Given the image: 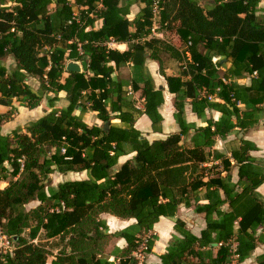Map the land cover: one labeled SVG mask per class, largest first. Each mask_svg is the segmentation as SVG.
Returning a JSON list of instances; mask_svg holds the SVG:
<instances>
[{
	"label": "trees",
	"instance_id": "trees-1",
	"mask_svg": "<svg viewBox=\"0 0 264 264\" xmlns=\"http://www.w3.org/2000/svg\"><path fill=\"white\" fill-rule=\"evenodd\" d=\"M8 1L13 4L5 7ZM153 1L142 0L138 17L130 21L121 0H81L86 22L69 25L76 11L71 0H0V59L11 53L17 63L11 73L0 64V104L19 98L34 108L51 92L56 95L49 100L53 105L61 91L69 101L25 132L8 136L1 130L14 112L0 114V181L9 180L0 188V228L14 244L12 251H0V264H47L52 253L44 241L56 238L64 245L51 264H139L134 252L144 238L146 255L153 251L154 225L161 217L174 219L176 234L157 264H241L259 243L264 245V199L257 191L264 184V165L251 155L256 146L242 138L230 156L215 149L218 138L253 126L264 110L261 0H208L209 7L195 0H161L158 22L165 39L150 37ZM86 11L102 19L100 27ZM110 40L127 42L129 49H109ZM148 50L155 59L160 50L167 51L181 63L180 75L166 77L176 95L180 130L152 142L136 129L135 116L147 115L153 129H160L163 89L149 75L143 85L133 83L144 100L139 109L128 84L112 77L122 63L142 65ZM70 60L82 61L88 74L67 72ZM30 76L40 82L36 91L26 81ZM246 76L249 85L237 81ZM188 99L198 116L213 109L220 119H208L201 127L188 123ZM89 110L97 112L101 125L86 123ZM185 137H190L189 145L183 143ZM129 152L136 154L117 168ZM209 162L213 164L207 166ZM233 167L238 168L236 182ZM55 169L87 170L89 178L67 180L47 191ZM33 201L38 205L27 210ZM181 206L203 215L199 235L177 216ZM104 213L137 222L115 234L127 246L114 260L104 252L111 237ZM42 232L44 240L35 242ZM142 264H148L146 259ZM255 264H264V252Z\"/></svg>",
	"mask_w": 264,
	"mask_h": 264
},
{
	"label": "crops",
	"instance_id": "crops-1",
	"mask_svg": "<svg viewBox=\"0 0 264 264\" xmlns=\"http://www.w3.org/2000/svg\"><path fill=\"white\" fill-rule=\"evenodd\" d=\"M199 4L203 5L204 0H195ZM75 10H79L82 7L81 0H71ZM13 2L8 1L4 4L5 7L12 6ZM143 3L142 0H121L120 6L125 10L127 9L128 14L127 18L131 16L130 21H133L136 17H138L139 12L141 10ZM264 9V0H261L260 3V12L263 14ZM102 24V19L97 17L95 19L94 25L95 27H100ZM133 29V25L131 27ZM159 38H164V35L159 36ZM165 39V38H164ZM123 45V49L121 46ZM112 49L118 50L120 52H125L129 49V43L127 42H115V45L112 46ZM150 51L148 50L144 54V62L143 64L135 65L133 61H128L119 65L117 70L112 74L114 79H119L122 83L128 84V90L131 95L135 98L136 106L139 109H143L144 100L141 97L139 91H135L132 89V84L136 83L138 85H143L144 79L146 75H149L155 82L157 88H162L164 93V103L160 107V113L163 117V121L160 129L154 130L152 122L150 118L145 115H136L135 127L138 129L144 137H146L150 142L165 139L173 133L179 132L180 126L175 118V101L176 95L171 93L168 88L167 76H178L180 75V67L181 63L173 58L171 54L167 51L160 50L158 52L159 59H155L150 56ZM137 60L141 61L140 57H137ZM70 61H78L81 64L82 72H86V69L80 60H70ZM69 62V61H68ZM67 62V63H68ZM0 64L4 68H6L8 73H11L15 70L17 63L16 60L11 53H7L2 56L0 59ZM113 67H115V62H111ZM229 67V64L226 63L223 65L221 69V74ZM68 72V71H67ZM65 73L64 76H67L68 73ZM28 85L36 91L40 82L35 77H28L26 80ZM239 83H244L249 85L251 82V77L246 76L237 80ZM64 93L63 96L60 93ZM56 97L54 93H47L39 105L34 108H29L19 100V98H14L12 100L11 105H3L0 104V114H5L10 111H13V116L4 122L2 126V134L4 136L11 135L14 131H23L25 132L27 127H29L32 123L38 121L53 109H62L66 108L69 105V101L67 98V93L61 91L57 95V100L54 101L53 105L50 104V98ZM185 116L186 121L196 127L205 126L208 119L219 120L221 117V113L213 110L207 109L201 116H198L193 110L191 105V100L188 99L185 105ZM84 120L86 123L93 125H101L102 121L98 119L97 112L88 111L84 114ZM120 123L119 119H114L113 122ZM194 130L191 131V135ZM245 139L256 146L255 150L251 151V155L257 159L258 162L264 165V110L259 112L257 115V122L246 129L236 128L232 134H230L225 139L218 138L215 144V149L219 153L226 154L230 156L231 148L239 145L241 139ZM187 142L190 144V137H186ZM135 152H129L126 155H123L118 160L117 168H119L122 164H124L128 159H132L135 156ZM215 163H219L216 161ZM232 163L234 161L232 160ZM213 162H209L206 165L211 166ZM225 174V172L223 173ZM89 178V173L87 170L84 171H69V172H60L58 170H54L52 174H50L49 179L52 180V186L57 187L60 183L67 180H85ZM232 179L234 182L238 180V168L233 167L232 169ZM9 180L0 181L1 184H4L5 188L9 182ZM258 193L264 199V184L258 188ZM181 210H186L187 214H193L194 216H198L200 219V232L205 227V220L203 215L197 214L193 208H187L185 206H181L178 210L177 216L181 218L183 221H187L184 217L179 216V212ZM101 218L105 220L107 225L106 232L111 235L110 240L107 244L109 246L110 252H106L105 254L110 258V260H114L118 255L121 249L127 246V242L124 238L116 236L117 232H120L126 228L134 227L136 225L135 219H122L118 218L112 214L104 213L101 215ZM192 218V217H190ZM189 222V221H188ZM192 223H188V228L194 233L195 231L192 228ZM154 234L157 236V240L155 242L153 251L148 254L146 262L148 264H157L160 262L159 256L166 251L167 242L172 238L173 234H176L174 230V219L168 217H161L160 220L154 225ZM196 234V233H195ZM198 235V234H197ZM123 241V244H121ZM264 252V250H263ZM262 252V253H263ZM258 253V255L262 254ZM257 255V256H258ZM250 259V258H249ZM254 261L256 258L254 257ZM255 264V263H254Z\"/></svg>",
	"mask_w": 264,
	"mask_h": 264
},
{
	"label": "rangeland",
	"instance_id": "rangeland-1",
	"mask_svg": "<svg viewBox=\"0 0 264 264\" xmlns=\"http://www.w3.org/2000/svg\"><path fill=\"white\" fill-rule=\"evenodd\" d=\"M207 1L208 0H204V3H203V5H205L206 7H209V5L207 4ZM259 15H261V13H259ZM183 143H186V144H188V142H187V139H186V137L185 138H183ZM1 184V183H0ZM48 188H47V191H49V189H51V187H53L52 186V180H49V182H48ZM4 185V184H3ZM36 205H38V201H33V202H30L27 206H26V209L27 210H29V209H31L32 207H35ZM179 216H181V217H184L187 221H186V224H187V227H188V223H192L191 225H192V228L191 229H193L195 232L194 233H196V234H200V229H201V226H200V219H199V217L198 216H194L193 214H187V212H186V210H181L180 212H179ZM190 217H192V218H190ZM189 221V222H188ZM24 235H25V237H27L28 238V231H26L25 233H24ZM174 235V234H173ZM45 237V235H44V232H42L40 235H39V237L38 238H36L34 241L35 242H39L40 240L41 241H43L44 238ZM110 240V239H109ZM109 240H108V242H109ZM171 240V239H170ZM169 240V241H170ZM169 241L167 242V244L169 243ZM108 242H107V244H108ZM44 243L47 245V248H49L50 249V252L52 253V255L51 256H49L48 257V260H47V264H51V260L54 258V256L58 253V251H59V249L64 245V243L63 242H60L59 240H58V238H56V240H55V242H54V240H48V241H44ZM56 243H58L57 244V246H55V247H53V245H55ZM62 245V246H61ZM14 249V244L12 243V241H11V239H9L7 236H4L3 234H2V231H1V228H0V251H3L4 253L6 252V251H12ZM263 250H264V245L263 244H261V243H259L258 244V247L256 248V250H255V252L252 254V256L250 257V259H247L245 262H243V263H241V264H254L255 263V261H254V257L255 258H257V255H258V253H262L263 252ZM110 252V248H109V246L107 247V245L106 246H104V252L106 253V252ZM148 256V255H147ZM148 258L146 257V260H147Z\"/></svg>",
	"mask_w": 264,
	"mask_h": 264
},
{
	"label": "built area",
	"instance_id": "built-area-1",
	"mask_svg": "<svg viewBox=\"0 0 264 264\" xmlns=\"http://www.w3.org/2000/svg\"><path fill=\"white\" fill-rule=\"evenodd\" d=\"M160 2L161 0H154L153 1V9H152V14H153V26H152V29H151V34H150V37H159V36H162L163 33L160 31V24L158 22V18L160 16ZM103 6L102 4H99L98 6V9H101ZM86 14L91 17V18H95L97 20V16L95 14V12H87L86 11ZM99 18V17H98ZM86 22V19L84 18V16L82 15L81 11L80 10H76L73 12L71 18L68 20V24L71 25V24H79V25H84ZM107 47L109 49H112V46L115 45V41L114 40H110L106 43ZM78 51L81 55L84 54V51L82 50V46H81V43H78ZM185 56H187V58L189 59L190 58V53L188 51H185L184 52ZM186 63V61H184V64ZM256 74V72L254 73V75ZM214 97L212 95H209L208 96V99H213ZM66 152V148L63 147L62 148V153H65ZM24 158H21L19 159V161L22 163V167L24 166ZM5 236V235H4ZM147 249H148V245H147V238H144L142 243L140 244V246L138 247V250L134 252V256L138 259L139 261V264H142L143 261L146 259L147 255H146V252H147Z\"/></svg>",
	"mask_w": 264,
	"mask_h": 264
},
{
	"label": "water",
	"instance_id": "water-1",
	"mask_svg": "<svg viewBox=\"0 0 264 264\" xmlns=\"http://www.w3.org/2000/svg\"><path fill=\"white\" fill-rule=\"evenodd\" d=\"M66 70L68 72H78V73H82V67H81L80 62H78V61H69L67 63V66H66ZM109 125H110L109 122H106L104 124V127L106 129H108L109 128Z\"/></svg>",
	"mask_w": 264,
	"mask_h": 264
},
{
	"label": "clouds",
	"instance_id": "clouds-1",
	"mask_svg": "<svg viewBox=\"0 0 264 264\" xmlns=\"http://www.w3.org/2000/svg\"><path fill=\"white\" fill-rule=\"evenodd\" d=\"M129 19H131V16H129ZM121 48L123 49V45L121 46ZM60 95L63 96L64 93L62 92V93H60ZM114 123H116V122L114 121ZM5 166H7L6 162H5ZM2 187H4V185L0 184V188H2ZM121 244H123V241H121Z\"/></svg>",
	"mask_w": 264,
	"mask_h": 264
}]
</instances>
